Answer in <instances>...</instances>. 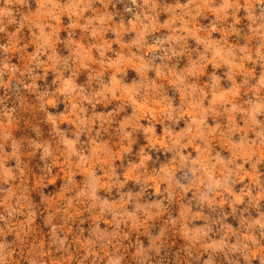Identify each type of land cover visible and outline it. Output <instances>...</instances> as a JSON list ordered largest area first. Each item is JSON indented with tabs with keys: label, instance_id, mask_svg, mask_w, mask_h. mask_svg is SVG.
Returning <instances> with one entry per match:
<instances>
[{
	"label": "clouds",
	"instance_id": "clouds-1",
	"mask_svg": "<svg viewBox=\"0 0 264 264\" xmlns=\"http://www.w3.org/2000/svg\"><path fill=\"white\" fill-rule=\"evenodd\" d=\"M262 163L264 0H0V264H264Z\"/></svg>",
	"mask_w": 264,
	"mask_h": 264
},
{
	"label": "rangeland",
	"instance_id": "rangeland-1",
	"mask_svg": "<svg viewBox=\"0 0 264 264\" xmlns=\"http://www.w3.org/2000/svg\"><path fill=\"white\" fill-rule=\"evenodd\" d=\"M260 171L264 172V163H262L260 166ZM51 182V181H50ZM33 185L35 187V180H33ZM262 206H264V202H262ZM216 264H226V262L224 261V258L222 256L217 257V261Z\"/></svg>",
	"mask_w": 264,
	"mask_h": 264
}]
</instances>
